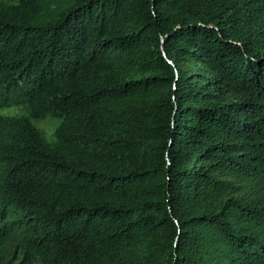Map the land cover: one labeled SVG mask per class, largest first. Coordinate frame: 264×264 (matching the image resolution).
<instances>
[{"label": "trees", "instance_id": "trees-1", "mask_svg": "<svg viewBox=\"0 0 264 264\" xmlns=\"http://www.w3.org/2000/svg\"><path fill=\"white\" fill-rule=\"evenodd\" d=\"M13 104L0 264H264V0L0 1Z\"/></svg>", "mask_w": 264, "mask_h": 264}, {"label": "rangeland", "instance_id": "rangeland-1", "mask_svg": "<svg viewBox=\"0 0 264 264\" xmlns=\"http://www.w3.org/2000/svg\"><path fill=\"white\" fill-rule=\"evenodd\" d=\"M25 111H26L25 106L14 105V104L0 108V113L3 114H20ZM33 122L34 125L41 131V134L45 141H47L50 144L57 143L56 128L61 123V119L49 116L44 119L34 120Z\"/></svg>", "mask_w": 264, "mask_h": 264}]
</instances>
